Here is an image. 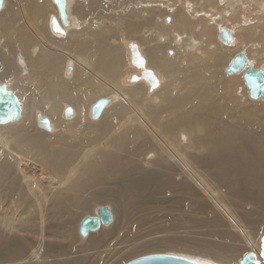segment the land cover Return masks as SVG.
Returning a JSON list of instances; mask_svg holds the SVG:
<instances>
[{"label":"bare ground","instance_id":"bare-ground-1","mask_svg":"<svg viewBox=\"0 0 264 264\" xmlns=\"http://www.w3.org/2000/svg\"><path fill=\"white\" fill-rule=\"evenodd\" d=\"M62 8L0 0V87L19 107L0 124V264H122L163 245L201 264H232L245 252L264 264L251 235L264 232V92L249 98L247 66L226 71L243 54L264 74V0H62ZM194 186L227 212L206 214L221 230L198 250L173 241L99 250L150 204L175 202L163 194ZM99 205L112 222L81 237L80 221Z\"/></svg>","mask_w":264,"mask_h":264},{"label":"rangeland","instance_id":"rangeland-1","mask_svg":"<svg viewBox=\"0 0 264 264\" xmlns=\"http://www.w3.org/2000/svg\"><path fill=\"white\" fill-rule=\"evenodd\" d=\"M246 15L250 18L252 15L254 16L255 13H253L250 8H247ZM204 191L205 190L203 188L199 191L194 186L193 189L187 193L163 194L162 197H167L169 199L174 198L175 202H164L161 203V205L150 204L151 209L148 212H142L129 218L127 229H124L122 231L123 237L113 240L114 243H110L105 248L103 247L99 250H106L110 254H113L117 249L120 248L126 249L128 248V246L130 247L132 245L135 246L146 243L156 244L164 241L178 242L179 244H183L187 248L198 250L197 243L199 240H207L209 238L206 236V234H209L213 230H221L220 227L213 228L211 227V225H208V217L206 216V214L214 212L226 218L227 213L225 210L219 207V204H217L215 200L206 196L204 194ZM260 191L263 192L262 190ZM203 202L210 203L211 208L204 209L199 205H203ZM253 218H256V216H254ZM257 219H259V225H262L264 227V218H262L261 216H257ZM225 222L226 224H230L227 222V220H225ZM251 232L252 237L260 242L262 248H260L259 253H261L264 258V232L261 234V232L255 228L253 229V231L251 229ZM29 238L31 237L29 236ZM32 239L33 238H31V240ZM173 247L175 248L163 245L160 247L141 249L135 253H132L129 258H127V260L125 259L121 263L124 264L130 260L147 255L171 253L173 250V252H177L188 258H198L197 255H185L188 254V251H184V247ZM118 256L120 255H117L116 257ZM108 258L110 259V261L115 260V258L112 256H109ZM237 262L238 261H233L232 264Z\"/></svg>","mask_w":264,"mask_h":264},{"label":"water","instance_id":"water-1","mask_svg":"<svg viewBox=\"0 0 264 264\" xmlns=\"http://www.w3.org/2000/svg\"><path fill=\"white\" fill-rule=\"evenodd\" d=\"M57 7L59 14L63 12L62 0H52ZM218 39L224 45L231 43V34L225 29H219ZM247 66L243 74V81L248 89V96L251 100H257L264 92V74L259 69H253L243 54H237L226 68L230 71L239 72ZM19 107L16 99L0 87V124L13 121L18 117ZM112 222V214L108 207L99 206L95 216H85L79 223V235L87 237L90 232H97L100 225H109ZM257 264L254 253L247 252L242 255L237 263L233 264ZM124 264H201L196 261L174 256L171 254H153L130 260Z\"/></svg>","mask_w":264,"mask_h":264}]
</instances>
